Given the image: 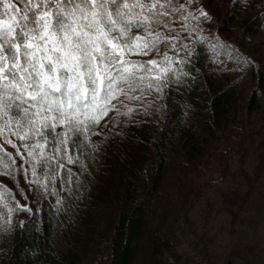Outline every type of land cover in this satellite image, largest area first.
Here are the masks:
<instances>
[{"label":"trees","instance_id":"obj_1","mask_svg":"<svg viewBox=\"0 0 264 264\" xmlns=\"http://www.w3.org/2000/svg\"><path fill=\"white\" fill-rule=\"evenodd\" d=\"M246 3L207 18L166 5L154 49L131 59L167 67V86L113 101L98 150L57 171L55 195L0 172V213L34 212L14 231L0 218V264H264V0ZM69 168L80 184L62 183Z\"/></svg>","mask_w":264,"mask_h":264},{"label":"snow or ice","instance_id":"obj_2","mask_svg":"<svg viewBox=\"0 0 264 264\" xmlns=\"http://www.w3.org/2000/svg\"><path fill=\"white\" fill-rule=\"evenodd\" d=\"M240 2L233 0V6ZM173 4L174 0H0V172L13 181L22 174L30 187L36 185L34 195L41 187L49 193L58 170L78 163L85 148L98 150L91 136L100 135L96 129L110 111H119L113 101L161 93L169 69L156 59L145 63L131 56L154 49L149 37L162 27L161 19L166 21V5ZM249 5L247 0L245 6ZM258 19L264 29V11ZM5 145L15 155L6 152ZM73 150L75 156L70 154ZM17 158L20 163L13 173ZM86 171L80 163V174ZM67 175V180L60 177L63 184H80L78 178L71 179L70 168ZM4 196L11 192L0 185V201ZM14 203L0 213L5 230L26 227L15 214L34 215L30 206Z\"/></svg>","mask_w":264,"mask_h":264},{"label":"rangeland","instance_id":"obj_3","mask_svg":"<svg viewBox=\"0 0 264 264\" xmlns=\"http://www.w3.org/2000/svg\"><path fill=\"white\" fill-rule=\"evenodd\" d=\"M230 4L231 0H194V3H192L191 0H187L186 6L189 9V13L195 16V14L201 13L204 8L207 10H211L212 8L219 5L224 6L225 8H229ZM236 12H241L244 15L245 13L249 12V10L238 7L236 9ZM107 262L108 261L106 260V264Z\"/></svg>","mask_w":264,"mask_h":264}]
</instances>
